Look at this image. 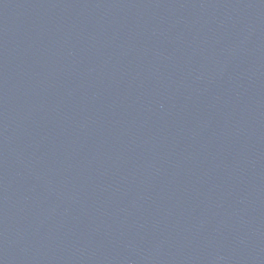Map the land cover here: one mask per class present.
<instances>
[{"label": "water", "instance_id": "95a60500", "mask_svg": "<svg viewBox=\"0 0 264 264\" xmlns=\"http://www.w3.org/2000/svg\"><path fill=\"white\" fill-rule=\"evenodd\" d=\"M0 264H264V0H0Z\"/></svg>", "mask_w": 264, "mask_h": 264}]
</instances>
